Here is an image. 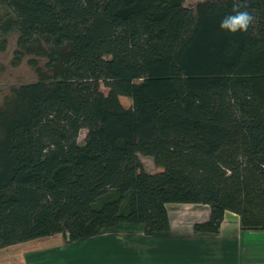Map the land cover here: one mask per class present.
<instances>
[{
	"label": "trees",
	"instance_id": "obj_1",
	"mask_svg": "<svg viewBox=\"0 0 264 264\" xmlns=\"http://www.w3.org/2000/svg\"><path fill=\"white\" fill-rule=\"evenodd\" d=\"M0 6V50L17 32L15 63L48 70L0 107V248L121 223L150 236L169 229L170 203L209 206L199 232L226 211L264 229V0ZM234 9L254 17L246 33L221 30Z\"/></svg>",
	"mask_w": 264,
	"mask_h": 264
},
{
	"label": "crops",
	"instance_id": "obj_2",
	"mask_svg": "<svg viewBox=\"0 0 264 264\" xmlns=\"http://www.w3.org/2000/svg\"><path fill=\"white\" fill-rule=\"evenodd\" d=\"M170 227L147 236L139 224L121 223L77 241L55 234L0 248V264H264V249L226 211L218 233L199 232L210 218L203 204H167Z\"/></svg>",
	"mask_w": 264,
	"mask_h": 264
},
{
	"label": "rangeland",
	"instance_id": "obj_3",
	"mask_svg": "<svg viewBox=\"0 0 264 264\" xmlns=\"http://www.w3.org/2000/svg\"><path fill=\"white\" fill-rule=\"evenodd\" d=\"M203 0H182L183 4L188 7H194ZM7 14V10L0 6V20ZM18 33L14 32L6 37V46L0 50V107L3 106L7 98L13 95L14 89L24 84L36 82L40 79L41 73H48L46 68V58L36 55L26 54L20 61L15 63V51L17 50ZM31 60H36L37 65L31 64ZM264 89V81H263ZM86 131L82 130L78 136V142L83 143ZM146 171L152 173L156 170L153 158L140 155ZM119 225L113 227L115 229ZM112 230L111 228H109ZM243 229V228H242ZM243 230L253 232L252 241L259 242L257 246L264 249V229L245 228ZM66 237V236H65ZM264 257V256H263ZM264 262V258L261 259Z\"/></svg>",
	"mask_w": 264,
	"mask_h": 264
},
{
	"label": "clouds",
	"instance_id": "obj_4",
	"mask_svg": "<svg viewBox=\"0 0 264 264\" xmlns=\"http://www.w3.org/2000/svg\"><path fill=\"white\" fill-rule=\"evenodd\" d=\"M253 19L254 17L248 10L234 9L233 12L225 14L222 17L220 28L230 35L246 33Z\"/></svg>",
	"mask_w": 264,
	"mask_h": 264
}]
</instances>
